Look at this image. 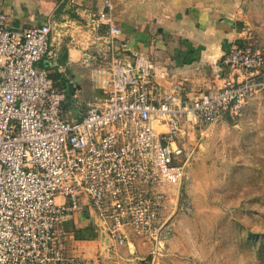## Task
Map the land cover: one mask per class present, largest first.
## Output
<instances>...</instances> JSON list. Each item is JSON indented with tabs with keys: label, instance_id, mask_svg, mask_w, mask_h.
<instances>
[{
	"label": "built area",
	"instance_id": "obj_1",
	"mask_svg": "<svg viewBox=\"0 0 264 264\" xmlns=\"http://www.w3.org/2000/svg\"><path fill=\"white\" fill-rule=\"evenodd\" d=\"M101 24L106 36L70 23L18 32L0 13V264H88L71 253L65 230L87 217L84 208L107 247L128 246L131 234L151 246V260L162 258L175 219L189 212L178 203L189 179L182 144L189 130L202 136L264 88L263 54L233 45L222 57L229 74L220 87L185 102L151 81V60L124 56L108 11L89 27ZM68 32L101 94L77 119L67 94L37 66L50 36Z\"/></svg>",
	"mask_w": 264,
	"mask_h": 264
},
{
	"label": "crops",
	"instance_id": "obj_2",
	"mask_svg": "<svg viewBox=\"0 0 264 264\" xmlns=\"http://www.w3.org/2000/svg\"><path fill=\"white\" fill-rule=\"evenodd\" d=\"M242 1L0 0V13L6 16L7 26L18 32L45 23L54 28L70 23L99 37L107 35V26L101 24L96 31L89 26L99 14L108 11L121 30L117 43L124 56L142 55L151 60V81L189 102L202 93L214 92L228 76L229 70L221 61L242 39L243 33L238 29ZM68 35L69 32L60 38L52 34L49 53L37 66L48 72L55 89L66 94L74 92L70 104H75L81 112L101 94L91 80L83 51ZM210 70L209 81L205 76ZM65 106L70 108L68 103ZM193 136L200 135L189 130L187 141ZM187 141L182 143L184 147ZM83 215L89 216L87 208ZM87 217L81 215L65 224V230L71 233L69 249L72 254L83 255L88 264L157 263L151 260V246L141 244L131 234H128V246L111 248L106 245L105 248L101 234L93 230L94 223H89ZM83 231L91 237H76ZM166 250L163 257L168 255L169 244Z\"/></svg>",
	"mask_w": 264,
	"mask_h": 264
},
{
	"label": "rangeland",
	"instance_id": "obj_3",
	"mask_svg": "<svg viewBox=\"0 0 264 264\" xmlns=\"http://www.w3.org/2000/svg\"><path fill=\"white\" fill-rule=\"evenodd\" d=\"M239 14L238 44L264 56V0H243ZM185 149L189 179L178 203L189 212L177 216L168 255L154 263L264 264V88Z\"/></svg>",
	"mask_w": 264,
	"mask_h": 264
},
{
	"label": "water",
	"instance_id": "obj_4",
	"mask_svg": "<svg viewBox=\"0 0 264 264\" xmlns=\"http://www.w3.org/2000/svg\"><path fill=\"white\" fill-rule=\"evenodd\" d=\"M73 93H74V92L71 90V91L67 94V96H68V98H67V103L70 105V109H72V112H73V114H74V118L77 119L78 116H79V114H80V112L77 110L75 104H70V101H71V98H72V96H73ZM101 236H102V244H103V246L106 248V236H105L104 234H102V233H101Z\"/></svg>",
	"mask_w": 264,
	"mask_h": 264
},
{
	"label": "trees",
	"instance_id": "obj_5",
	"mask_svg": "<svg viewBox=\"0 0 264 264\" xmlns=\"http://www.w3.org/2000/svg\"><path fill=\"white\" fill-rule=\"evenodd\" d=\"M76 237L78 238H85V237H91L90 233H88L87 235L84 233H78V235H76Z\"/></svg>",
	"mask_w": 264,
	"mask_h": 264
}]
</instances>
